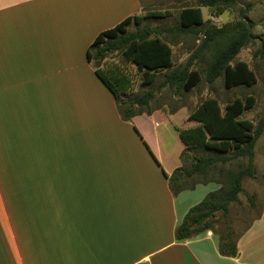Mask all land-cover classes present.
Instances as JSON below:
<instances>
[{
    "label": "crops",
    "instance_id": "0c3cea01",
    "mask_svg": "<svg viewBox=\"0 0 264 264\" xmlns=\"http://www.w3.org/2000/svg\"><path fill=\"white\" fill-rule=\"evenodd\" d=\"M146 11V0H0V264H264V201L235 256L211 229L175 239L220 187H169L179 130L193 126L175 124L162 155L163 121L183 106L124 119L87 61L100 32Z\"/></svg>",
    "mask_w": 264,
    "mask_h": 264
},
{
    "label": "trees",
    "instance_id": "16d2710c",
    "mask_svg": "<svg viewBox=\"0 0 264 264\" xmlns=\"http://www.w3.org/2000/svg\"><path fill=\"white\" fill-rule=\"evenodd\" d=\"M235 4L237 0H196V5L180 9L178 25L144 26L139 30H126L131 22L139 24L146 18H163L170 14L167 11L148 10L143 14L125 18L113 28L100 32L94 38L86 51L87 61L91 63L95 74L113 94L124 119L142 112L150 114L153 109L148 105L154 97V90L147 89L130 97L133 79L128 73L117 66L99 69L95 65L116 51L120 53L123 62L144 68L145 79L161 72L163 79L158 84V88L167 86L179 95H183L200 81V74L191 67L203 57L207 50L211 53V60L205 68V80L208 83L214 82L221 75L225 88L240 84L250 86L255 83V73L246 62L232 63L241 48L253 39L250 31L252 22L242 17L236 22L221 26L214 24L202 26L204 20L201 7H209L211 14L218 16L226 8ZM247 7L249 6H246V10ZM170 33L203 34L198 48L188 56L186 62L171 68H169L171 48L162 39L164 34ZM254 100L253 95H247L244 98L236 97L227 102L222 111L216 98H205L187 117L196 125L179 130V136L185 148L180 155L182 165L168 177L172 193L177 194L182 190L194 188L198 183L211 181L220 184V187L207 193L197 204L189 208L175 230L177 241L211 229L218 234L220 254L236 255L238 235L235 238L232 237L227 214L230 204L237 201L238 195L243 192L242 180L245 177H256L253 164L254 145L264 129V115L256 124L248 119H240L238 115L244 109L251 107ZM196 148L209 151L211 154H187V151ZM230 151L232 153L227 154ZM238 157L247 159L245 167L228 169L223 177H220L221 179L207 177L209 169L216 163H225ZM187 163L189 166H186ZM198 175L202 176L201 180L187 183L189 178ZM247 198L250 206L255 207L253 196L248 195ZM217 211H221L224 219V234L218 233L213 226L212 218Z\"/></svg>",
    "mask_w": 264,
    "mask_h": 264
},
{
    "label": "rangeland",
    "instance_id": "374dc122",
    "mask_svg": "<svg viewBox=\"0 0 264 264\" xmlns=\"http://www.w3.org/2000/svg\"><path fill=\"white\" fill-rule=\"evenodd\" d=\"M147 10L167 11L169 16L163 18H146L139 24L131 22L127 25V31L139 30L144 26L168 27L178 25L180 23L179 11L183 7L196 5V0H146ZM248 9L246 10V6ZM244 9V11H243ZM204 24L202 26L214 24L224 25L236 22L242 17L247 18L252 22L250 29L253 34V39L247 45L241 48L232 63L237 61H244L249 68L255 73L256 81L254 84L235 85L230 88H225L223 76H219L214 82L208 83L205 80V68L211 60L210 50L205 51L203 57L199 59L192 69H195L200 74V81L189 91L183 95L175 94L173 89L164 86L158 88V84L163 79L161 72L153 74L151 77L145 79L144 68H138L132 63L123 62L118 51L113 52L100 60L95 65L99 69H110L119 67L123 72L128 73L133 79V84L130 90V97L145 92L147 89L154 90V97L149 103L148 107L151 109L162 108L168 112H173L179 108L170 118L164 119L162 125V137L164 140L162 145V155L170 151L166 146L165 140L169 136H173L175 130L173 126L176 124L180 126H195V122L188 120V114L195 109V107L205 98H216L222 111L225 104L232 99L239 97L244 98L247 95H253L254 103L251 107L244 109L239 115L240 119H248L256 124L259 118L264 115V0H237V4L226 8L220 15L213 16L209 7H201ZM203 34L199 33H180V34H164L162 39L165 40L171 48L169 68L177 65H183L188 56L198 48ZM94 65V64H93ZM168 70V69H167ZM147 80V81H146ZM172 138V139H173ZM232 153L231 151L227 154ZM189 155L211 154L209 151L200 149H193L187 151ZM247 159L245 157H238L228 162L216 163L208 171L207 177L220 178L228 169H238L245 167ZM253 164L256 169V177H245L242 180L243 192L238 195V200L230 204L227 219L232 237L235 238L250 221L256 217L264 201V129L254 145ZM186 166H189L187 163ZM222 171V172H221ZM220 172V173H219ZM202 176H194L187 180V183L201 180ZM221 179V178H220ZM207 189L212 190L217 186L216 182H207ZM202 188L199 187L193 191L197 197L202 193ZM206 193V192H205ZM253 196L255 207H251L247 196ZM214 229L224 234V219L221 211H217L212 218Z\"/></svg>",
    "mask_w": 264,
    "mask_h": 264
}]
</instances>
